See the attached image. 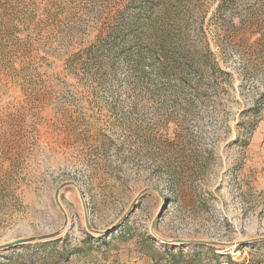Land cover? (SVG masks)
Masks as SVG:
<instances>
[{
  "label": "rangeland",
  "instance_id": "1",
  "mask_svg": "<svg viewBox=\"0 0 264 264\" xmlns=\"http://www.w3.org/2000/svg\"><path fill=\"white\" fill-rule=\"evenodd\" d=\"M121 1L0 0V245L59 232L0 264H264V0H202L177 95L69 60Z\"/></svg>",
  "mask_w": 264,
  "mask_h": 264
},
{
  "label": "trees",
  "instance_id": "2",
  "mask_svg": "<svg viewBox=\"0 0 264 264\" xmlns=\"http://www.w3.org/2000/svg\"><path fill=\"white\" fill-rule=\"evenodd\" d=\"M202 7V0H122L108 12L95 39L69 60L97 71L103 62L113 67L121 59L130 66L133 88L143 82L152 91L171 95L191 87L197 91L200 84L187 79L189 71L203 69L209 60L202 49L188 42V29ZM183 245L194 249L189 258L183 251L165 250L166 256L170 254L166 264H210L201 249L212 250V245ZM213 255V264H218V256Z\"/></svg>",
  "mask_w": 264,
  "mask_h": 264
},
{
  "label": "water",
  "instance_id": "3",
  "mask_svg": "<svg viewBox=\"0 0 264 264\" xmlns=\"http://www.w3.org/2000/svg\"><path fill=\"white\" fill-rule=\"evenodd\" d=\"M56 203L58 205V207L60 208V210L63 212L64 217L66 219V214L64 213L58 198H57V194L55 197ZM125 216H123L124 218ZM85 218H86V213H85ZM86 226L88 228V225L86 223ZM116 226H113L111 229L106 230V234L108 235L110 233L111 230H115ZM89 229V228H88ZM59 234V232H54V233H50V234H45V235H41V236H36V237H31V238H24V239H17L11 242H8L6 244H2L0 245V250H7L9 248L12 247H16L18 245L27 243V242H33V241H42V240H48V239H52L54 237H56ZM178 243L180 244H185V243H201V244H212V245H223L224 243H220V242H215V241H206V240H196V239H187V240H179Z\"/></svg>",
  "mask_w": 264,
  "mask_h": 264
}]
</instances>
